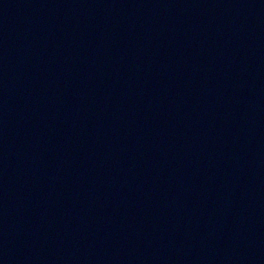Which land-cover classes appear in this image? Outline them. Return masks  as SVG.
Returning a JSON list of instances; mask_svg holds the SVG:
<instances>
[{
    "label": "water",
    "instance_id": "95a60500",
    "mask_svg": "<svg viewBox=\"0 0 264 264\" xmlns=\"http://www.w3.org/2000/svg\"><path fill=\"white\" fill-rule=\"evenodd\" d=\"M0 264H264V0H0Z\"/></svg>",
    "mask_w": 264,
    "mask_h": 264
}]
</instances>
